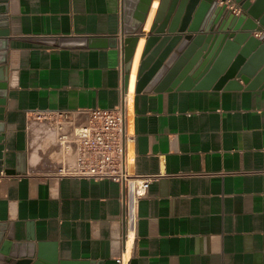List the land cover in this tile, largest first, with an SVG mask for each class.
Returning <instances> with one entry per match:
<instances>
[{"label": "crops", "instance_id": "obj_1", "mask_svg": "<svg viewBox=\"0 0 264 264\" xmlns=\"http://www.w3.org/2000/svg\"><path fill=\"white\" fill-rule=\"evenodd\" d=\"M5 8L3 165L16 169L24 152L27 168L0 173V226L13 243L41 245L44 264H264V86L174 85L192 35L163 59L165 48L146 50L151 36L141 37L128 74L134 38L124 32L123 0H7ZM129 98L131 210L116 181L55 174L75 159L60 136L86 120L79 110L129 109ZM65 112L74 120L61 127Z\"/></svg>", "mask_w": 264, "mask_h": 264}, {"label": "water", "instance_id": "obj_2", "mask_svg": "<svg viewBox=\"0 0 264 264\" xmlns=\"http://www.w3.org/2000/svg\"><path fill=\"white\" fill-rule=\"evenodd\" d=\"M242 7L235 13L216 0H161L150 30L148 50L153 43L165 48L160 59L183 39L192 35L187 47L188 61L177 74L174 83L181 87L210 86L240 89L264 86V0H236ZM154 0H123L125 7L124 32L134 38L129 53L127 71L130 74L132 57L142 36ZM7 0H0V173H27L26 153L18 156L16 169L4 168L5 105L8 70L7 48L9 30L6 17ZM4 8V9H3ZM256 22H258L256 24ZM245 24H249L248 28ZM260 32L259 36L254 35ZM243 82V83H242ZM13 235L0 226V260L8 264H44L40 245L28 241L13 243ZM51 264L69 263L51 258ZM90 264V263H89Z\"/></svg>", "mask_w": 264, "mask_h": 264}, {"label": "built area", "instance_id": "obj_3", "mask_svg": "<svg viewBox=\"0 0 264 264\" xmlns=\"http://www.w3.org/2000/svg\"><path fill=\"white\" fill-rule=\"evenodd\" d=\"M219 5H226L235 13H241L242 7L236 0H216ZM122 100L126 101L124 94ZM80 113L87 118L75 123V128L60 136L61 144L67 149L74 148L75 159L55 170V174L78 179L112 180L129 191L127 205L133 206L137 192L136 175L132 171L131 148L134 144V131L130 121L129 109L125 105L113 108H83ZM62 124L73 121L69 113H59ZM134 176L131 185L130 176ZM139 185L138 194L143 191ZM131 210V209H130Z\"/></svg>", "mask_w": 264, "mask_h": 264}, {"label": "bare ground", "instance_id": "obj_4", "mask_svg": "<svg viewBox=\"0 0 264 264\" xmlns=\"http://www.w3.org/2000/svg\"><path fill=\"white\" fill-rule=\"evenodd\" d=\"M160 1L161 0H159V4H160ZM156 4H157V2L155 1L154 2V4H153V6H152V8H151V11H150V14H149V17H148V20H147V23H146V28H148L149 27V25H150V22H151V20H152V17H153V15H154V11H155V8H156ZM156 13H157V11H156ZM156 15V14H155ZM155 18V17H154ZM154 21V20H153ZM152 25H153V23H152ZM152 25H151V27H152ZM150 30H151V28H150ZM150 32V31H149ZM149 32L148 33H146L144 30H143V33H142V36L141 37H143V36H146V41H147V38H148V35H149ZM143 41H144V39L142 38L141 39V41H140V43H139V41L137 42V45H138V43H139V45H138V48H137V45H136V48H135V50H134V54H133V57H132V64H131V69H132V65H133V58H134V56H135V58H134V65H133V70H132V75H133V77H134V75H135V72H136V66H137V62H138V59H139V56H140V52H141V49H142V45H143ZM145 48V47H144ZM136 49H137V51H136ZM143 52H144V50H143ZM136 53V54H135ZM142 55H143V53H142ZM139 70H140V67H139ZM131 72V71H130ZM130 76V75H129ZM128 98V97H127ZM128 106H129V110L131 111L132 110V100H131V98H129V104H128ZM130 181H131V185L133 186L134 184V176L132 175V173H131V176H130ZM135 189V188H134ZM135 203V202H134ZM130 209H132V205H130ZM131 225V224H130ZM129 225V226H130ZM131 238L133 237L132 236V234H131V236H130ZM125 261H126V259L123 261V264L125 263Z\"/></svg>", "mask_w": 264, "mask_h": 264}]
</instances>
